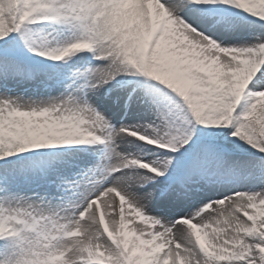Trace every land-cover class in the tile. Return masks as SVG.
I'll return each mask as SVG.
<instances>
[{"label":"snow or ice","instance_id":"obj_1","mask_svg":"<svg viewBox=\"0 0 264 264\" xmlns=\"http://www.w3.org/2000/svg\"><path fill=\"white\" fill-rule=\"evenodd\" d=\"M0 264H264V0H0Z\"/></svg>","mask_w":264,"mask_h":264},{"label":"rangeland","instance_id":"obj_2","mask_svg":"<svg viewBox=\"0 0 264 264\" xmlns=\"http://www.w3.org/2000/svg\"><path fill=\"white\" fill-rule=\"evenodd\" d=\"M41 29L43 30L44 33H50L51 36L55 37L59 31V26L55 25V24H51V25H37L35 26L34 30H33V36L37 39H39L41 33ZM221 39L224 42H239L241 39H243L242 37H237L231 33H221ZM93 63H95V61H93ZM25 95V98L27 99L30 95V93H23ZM103 92L101 93V98L103 99ZM110 107V108H109ZM101 108H109V110L106 112V115H109L112 118V123L114 125H116L117 127L119 126V121H120V113L116 111V109L112 106L111 100L107 101L106 103L101 105ZM205 127H213V126H205ZM36 151V150H34Z\"/></svg>","mask_w":264,"mask_h":264},{"label":"bare ground","instance_id":"obj_3","mask_svg":"<svg viewBox=\"0 0 264 264\" xmlns=\"http://www.w3.org/2000/svg\"><path fill=\"white\" fill-rule=\"evenodd\" d=\"M110 108V107H109ZM109 108H108V110H109Z\"/></svg>","mask_w":264,"mask_h":264}]
</instances>
